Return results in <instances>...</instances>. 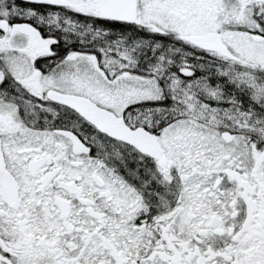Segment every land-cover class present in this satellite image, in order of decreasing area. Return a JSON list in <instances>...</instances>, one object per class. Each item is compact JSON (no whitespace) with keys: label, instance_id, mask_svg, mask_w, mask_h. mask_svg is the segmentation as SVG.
<instances>
[{"label":"snow or ice","instance_id":"6c2138e0","mask_svg":"<svg viewBox=\"0 0 264 264\" xmlns=\"http://www.w3.org/2000/svg\"><path fill=\"white\" fill-rule=\"evenodd\" d=\"M0 264H264V0H0Z\"/></svg>","mask_w":264,"mask_h":264}]
</instances>
